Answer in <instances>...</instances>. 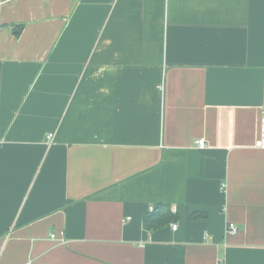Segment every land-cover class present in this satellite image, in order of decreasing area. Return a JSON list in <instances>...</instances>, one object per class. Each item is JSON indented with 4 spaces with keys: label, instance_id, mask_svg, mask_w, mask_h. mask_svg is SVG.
<instances>
[{
    "label": "crops",
    "instance_id": "1",
    "mask_svg": "<svg viewBox=\"0 0 264 264\" xmlns=\"http://www.w3.org/2000/svg\"><path fill=\"white\" fill-rule=\"evenodd\" d=\"M263 114L264 0H0V264H264Z\"/></svg>",
    "mask_w": 264,
    "mask_h": 264
},
{
    "label": "trees",
    "instance_id": "2",
    "mask_svg": "<svg viewBox=\"0 0 264 264\" xmlns=\"http://www.w3.org/2000/svg\"><path fill=\"white\" fill-rule=\"evenodd\" d=\"M204 216V214L193 213L190 216V219L196 220L198 218H203ZM173 219L174 216H172L168 211H166L162 205H158L144 217L143 226L146 230L149 231L162 227L173 221Z\"/></svg>",
    "mask_w": 264,
    "mask_h": 264
},
{
    "label": "built area",
    "instance_id": "3",
    "mask_svg": "<svg viewBox=\"0 0 264 264\" xmlns=\"http://www.w3.org/2000/svg\"><path fill=\"white\" fill-rule=\"evenodd\" d=\"M51 139H52V135H48L47 141H51ZM196 145L199 149H203L205 146L204 140L198 139L196 141ZM255 147L258 149H264V114L262 115V117L260 119V135H259L258 140L255 142ZM171 228L173 230H175L176 224H172ZM226 230H227V233L232 234V235L236 234L238 231L237 227L233 223H229L226 227ZM50 238L55 240V241L57 240L59 242H62L63 241V234L60 233L58 237L55 234H51Z\"/></svg>",
    "mask_w": 264,
    "mask_h": 264
}]
</instances>
